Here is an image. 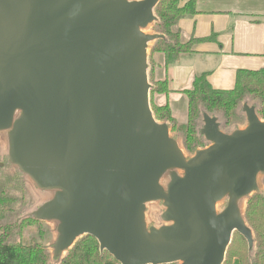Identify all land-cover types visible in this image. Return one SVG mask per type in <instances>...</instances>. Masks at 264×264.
I'll return each mask as SVG.
<instances>
[{
  "label": "water",
  "instance_id": "obj_1",
  "mask_svg": "<svg viewBox=\"0 0 264 264\" xmlns=\"http://www.w3.org/2000/svg\"><path fill=\"white\" fill-rule=\"evenodd\" d=\"M159 2L0 0V131L12 126L17 169L54 192L29 216L58 223L57 258L84 236L118 264H223L233 234L253 245L239 201L264 175V121L244 104L246 125L225 134L203 114L209 145L185 156L149 104ZM169 170L183 175L164 190ZM152 201L169 224L148 230Z\"/></svg>",
  "mask_w": 264,
  "mask_h": 264
},
{
  "label": "trees",
  "instance_id": "obj_2",
  "mask_svg": "<svg viewBox=\"0 0 264 264\" xmlns=\"http://www.w3.org/2000/svg\"><path fill=\"white\" fill-rule=\"evenodd\" d=\"M153 12L156 21L149 26L150 33L161 35L162 38L148 45L147 76L151 86L150 109L154 120L165 124L172 139L181 143L186 157L209 145L201 133L203 114L216 117L219 130L225 134L238 129L234 126L229 127L230 120L244 104L254 107L259 120L264 121V69L238 71L234 88L229 91L214 90L205 74L198 76L194 81L193 89L185 92L188 98V112L184 124L174 121L167 105H155L152 100L153 95L167 93L168 87L166 80L154 81L152 57L161 54L166 67L175 63L180 55L191 52L194 40L181 42L178 32L173 28L182 17L195 13L194 0H189L183 6L180 5V0H160ZM9 188L7 189L10 190ZM0 191L3 195L6 190ZM2 195H0V264H118L108 253H100L97 241L90 236H84L76 241L65 251L64 256H60L61 258H57L53 253L51 256L45 247L39 244L28 246L10 243L9 237L13 229H17L20 236L24 228L38 223L39 220L31 216H23L18 222L16 221L17 225L6 224V213L11 211L7 212L1 208L7 201ZM246 200L243 219L252 232L253 245L249 248L242 236L233 234L223 264H264V188H259Z\"/></svg>",
  "mask_w": 264,
  "mask_h": 264
},
{
  "label": "crops",
  "instance_id": "obj_3",
  "mask_svg": "<svg viewBox=\"0 0 264 264\" xmlns=\"http://www.w3.org/2000/svg\"><path fill=\"white\" fill-rule=\"evenodd\" d=\"M194 9L173 28L181 42L194 40L191 52L166 67L161 54L152 57L154 81L166 80L168 87L153 103L167 105L178 124L187 120L185 92L198 76L205 74L214 90L229 91L238 71L264 69V0H194Z\"/></svg>",
  "mask_w": 264,
  "mask_h": 264
},
{
  "label": "rangeland",
  "instance_id": "obj_4",
  "mask_svg": "<svg viewBox=\"0 0 264 264\" xmlns=\"http://www.w3.org/2000/svg\"><path fill=\"white\" fill-rule=\"evenodd\" d=\"M151 28L148 27L144 30V33H150ZM151 34V33H150ZM149 82V80H148ZM239 108L235 115L230 120V126L237 127L238 129L244 128L246 120L244 114ZM19 112H15L14 120L19 115ZM222 117L219 116V119ZM221 122V121H220ZM12 130V126L8 129L0 131V190H6L3 192L2 197L7 199L5 206H2L5 211H11L6 213L5 223L11 225L16 224L23 218V216H29L34 210L40 208L45 202H47L52 196V191H44L37 189L31 179L20 172L15 164L9 159L8 155V132ZM180 148L181 143L178 141ZM183 172L180 170H169L165 172L159 180L160 186L166 189L170 183L172 177L182 176ZM259 188H264V175H259L256 179ZM10 187L8 190L7 188ZM243 198L239 201V207L244 212L246 200ZM226 207V199L217 203L215 209L220 212ZM6 208V209H5ZM165 208L162 202L152 201L145 204V226L159 227L168 225L169 223L161 220ZM17 221V222H16ZM58 223L56 221H39L23 229L20 236H18L17 229H13L9 237L10 243H20L23 245L39 244L45 247L46 251L52 256L53 246L58 238L57 232ZM150 228H148L149 230ZM81 239L78 238L77 241ZM101 253V252H100ZM104 252H102L103 254ZM65 252L62 254L64 256ZM61 255V256H62ZM226 257V256H225ZM61 258V257H60ZM226 258H224L225 260ZM224 262V261H223Z\"/></svg>",
  "mask_w": 264,
  "mask_h": 264
}]
</instances>
